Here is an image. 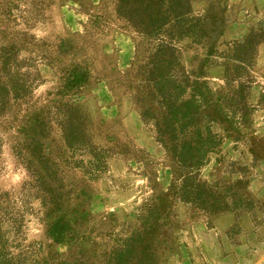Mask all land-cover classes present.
I'll return each mask as SVG.
<instances>
[{
	"label": "rangeland",
	"instance_id": "1",
	"mask_svg": "<svg viewBox=\"0 0 264 264\" xmlns=\"http://www.w3.org/2000/svg\"><path fill=\"white\" fill-rule=\"evenodd\" d=\"M12 4L0 42L20 32L32 36L18 46L37 82L7 120L16 126L45 117L43 153L55 163L67 199L61 213L74 231L53 242L46 209L29 197L21 207L19 247L33 248L32 257L47 264H111L137 235L121 263L264 264V0H191L197 30L171 41L183 71L205 82L212 104L226 112L229 100L235 112L210 124L220 143L198 170L226 206L215 214L165 197L171 160L154 140V121L141 119L147 108L159 115L141 71L153 43L116 12L115 1ZM225 73L232 79L227 85ZM76 76L82 78L77 85ZM72 106L86 140L79 148L64 144L61 134ZM15 126L3 133L0 156V191L9 194L27 179L11 148Z\"/></svg>",
	"mask_w": 264,
	"mask_h": 264
},
{
	"label": "trees",
	"instance_id": "2",
	"mask_svg": "<svg viewBox=\"0 0 264 264\" xmlns=\"http://www.w3.org/2000/svg\"><path fill=\"white\" fill-rule=\"evenodd\" d=\"M114 1L116 12L153 43V52L147 56L141 71L145 73L144 80L149 85L148 96L155 101L159 115L155 119L147 108L141 112V119L154 121V140L165 149L171 160V179L165 197L176 198L211 214L224 210L226 206L199 180L198 170L220 143L218 136L210 132V124L217 120L226 121L227 115L235 112L229 100L226 112L221 105L212 104L205 82L198 80L197 75L192 79V74L183 71L171 43L197 30V20L190 17L191 0ZM13 6L16 5L12 4V0H0V23ZM14 38L16 42L12 41ZM13 39L9 43L0 42V156L3 133L7 127L10 130L15 126L14 120L10 123L7 120L11 108L23 101L37 82V74L30 65L25 64L24 58L20 59L21 47L18 46L19 43L32 42V36L20 32ZM79 77H75L73 84L82 81ZM227 77L225 73L226 85L232 80ZM71 110L76 115L62 119L61 134L64 144L79 148L86 145L80 127L81 116L73 106ZM30 118L17 121L16 136L10 140L13 155L24 166L27 179L14 194L0 191V264L48 262L32 257L33 248L19 247L18 238L24 215L21 207L26 205L29 197L39 199L41 206L46 209V232L53 242L60 244L74 234L72 225L61 213V207L67 199H64L60 179L52 168L55 163L43 153L41 140L49 132L45 125L46 119L42 115ZM92 153L97 160L99 152ZM135 239H138L137 235L128 237L127 241L132 247L115 251L111 264H126L118 260L123 259L127 251H134ZM138 262L140 260L136 264ZM153 262L154 259L150 258L147 264Z\"/></svg>",
	"mask_w": 264,
	"mask_h": 264
}]
</instances>
